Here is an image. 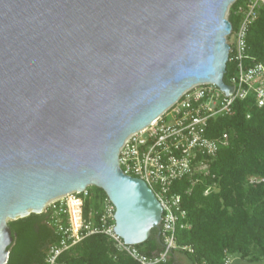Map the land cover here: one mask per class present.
I'll use <instances>...</instances> for the list:
<instances>
[{"label": "water", "instance_id": "1", "mask_svg": "<svg viewBox=\"0 0 264 264\" xmlns=\"http://www.w3.org/2000/svg\"><path fill=\"white\" fill-rule=\"evenodd\" d=\"M235 0H0V264L9 220L88 186L115 206L128 244L162 206L119 151L194 85L224 81Z\"/></svg>", "mask_w": 264, "mask_h": 264}, {"label": "trees", "instance_id": "2", "mask_svg": "<svg viewBox=\"0 0 264 264\" xmlns=\"http://www.w3.org/2000/svg\"><path fill=\"white\" fill-rule=\"evenodd\" d=\"M250 0H235L228 20L236 28L239 15L234 11ZM249 59H264V5L250 24L247 34ZM234 63L229 60L224 81L230 83ZM208 136L228 134V144L207 160L206 172L184 177L174 183L172 191L181 195V207L186 211L182 222L189 227L177 229L180 245L191 246L193 252L182 251L193 264H225L227 256L237 255L251 263L264 262V106L256 105L254 96L237 98L232 112L211 119ZM196 182L192 185V179ZM191 188L188 193L186 190ZM84 214L94 211V219L102 210L107 194L95 185L87 187ZM13 243L9 247L7 264H46L50 244L58 234L48 223V213L9 220ZM137 247L145 254L161 249L157 229ZM69 264H139L117 249L113 240L103 233L92 234L62 255ZM232 259V258H231ZM233 259L230 264H232ZM174 264L172 258L165 263Z\"/></svg>", "mask_w": 264, "mask_h": 264}, {"label": "built area", "instance_id": "3", "mask_svg": "<svg viewBox=\"0 0 264 264\" xmlns=\"http://www.w3.org/2000/svg\"><path fill=\"white\" fill-rule=\"evenodd\" d=\"M263 5L264 0H250L234 11L240 16L239 22L226 36L230 44L229 60L233 61L235 69L227 84L234 87V92L227 95L213 83L194 85L153 122L129 135L120 148L119 165L122 171L144 180L162 206L161 249L145 254L137 245L126 243L115 231L116 209L108 196L103 201L97 220L92 210L86 217V188L82 192H71L52 199L45 206L43 212L48 213V223L58 234V240L47 249L46 264H69L62 259V255L85 237L97 233L110 237L118 250L139 264L165 263L175 252H193L191 246L180 245L177 241L178 227H189V224L182 222L186 211L181 207V195L173 192L172 187L186 176L206 172L207 160L214 158L220 147L228 144L227 133L216 138L208 136L211 119L230 114L237 98L252 95L258 107L264 106V59L247 62L248 29ZM233 34L236 40L231 44L228 38ZM195 182L193 178L192 185ZM190 191L191 188L186 190ZM231 261L230 256L224 259L225 264Z\"/></svg>", "mask_w": 264, "mask_h": 264}, {"label": "rangeland", "instance_id": "4", "mask_svg": "<svg viewBox=\"0 0 264 264\" xmlns=\"http://www.w3.org/2000/svg\"><path fill=\"white\" fill-rule=\"evenodd\" d=\"M227 16H228V12H227ZM235 40H236V36L234 34L232 36H229V38H228V41L231 44H234ZM231 258L233 259L232 264H264V262H262V263H256V262L251 263L248 259L240 258L237 255H231Z\"/></svg>", "mask_w": 264, "mask_h": 264}, {"label": "crops", "instance_id": "5", "mask_svg": "<svg viewBox=\"0 0 264 264\" xmlns=\"http://www.w3.org/2000/svg\"><path fill=\"white\" fill-rule=\"evenodd\" d=\"M171 258L174 264H193L189 257L182 252H175Z\"/></svg>", "mask_w": 264, "mask_h": 264}]
</instances>
